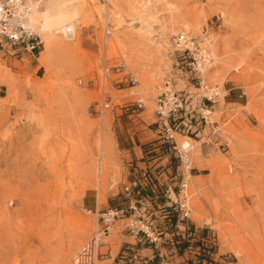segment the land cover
I'll return each mask as SVG.
<instances>
[{
  "label": "rangeland",
  "instance_id": "1",
  "mask_svg": "<svg viewBox=\"0 0 264 264\" xmlns=\"http://www.w3.org/2000/svg\"><path fill=\"white\" fill-rule=\"evenodd\" d=\"M28 3L42 51L47 14L72 20L75 37L58 36L75 45L53 50L46 65L0 51V264H73L97 225L86 209L118 205L133 162L132 119L117 105L130 99L128 89L113 90V106L93 111L104 64L126 54L150 122L158 84L170 77L177 88L191 85L175 65L173 36L204 26L214 58L205 74L231 91L216 105L218 135L210 127L192 139L177 135L192 144V222L210 240L215 264L264 263V0H109L107 61L103 0ZM122 227L118 220L101 252L116 254ZM200 245L193 240L192 264H203Z\"/></svg>",
  "mask_w": 264,
  "mask_h": 264
},
{
  "label": "built area",
  "instance_id": "2",
  "mask_svg": "<svg viewBox=\"0 0 264 264\" xmlns=\"http://www.w3.org/2000/svg\"><path fill=\"white\" fill-rule=\"evenodd\" d=\"M103 1L101 42L107 61L113 23L109 0ZM32 11L28 0H0V51L20 60L39 58L43 39L31 19ZM172 46L175 65L187 75L192 87L177 88L170 77L157 85L155 120L151 123L156 137L144 143L148 162L144 166L134 165V172L122 185L121 202L117 206L95 211L86 209L96 215L97 225L91 237L74 253L73 264H98L107 257H113L111 264H192L193 240L201 243L197 252L204 256L203 264H215L210 240L203 232L198 235L192 222L190 179L195 169L192 145H183L177 135L192 139L207 127L213 135H218L221 125L216 119V105L230 95L231 88L210 82L205 74L214 60L207 26L198 33L191 29L179 31L172 38ZM125 56L121 55L114 65L105 63L103 66L97 83L98 98L93 104L97 115L113 106V90L123 88L128 89L126 96L130 99L117 104L121 110L137 114L146 107L145 89L139 77L129 69ZM111 72L116 74L114 78L109 77ZM79 82L86 80L81 78ZM208 141L214 142L212 136ZM118 220L123 225L119 233L129 239L124 240L117 254L112 256L111 251L101 252L100 249L109 243ZM205 223L212 230L211 221Z\"/></svg>",
  "mask_w": 264,
  "mask_h": 264
},
{
  "label": "bare ground",
  "instance_id": "3",
  "mask_svg": "<svg viewBox=\"0 0 264 264\" xmlns=\"http://www.w3.org/2000/svg\"><path fill=\"white\" fill-rule=\"evenodd\" d=\"M69 19L64 15L55 17L49 16L48 14L45 15V21L41 23V29L46 31V34H44L45 49L39 57L43 64L46 65L49 62L50 54L53 50L60 49L66 53L73 50L75 44L72 45L70 42L58 36V32L63 31L65 37H70V39H72L71 37H75L76 27L72 20ZM116 40L120 42L119 37H116ZM181 143L185 146L192 145L190 140H183ZM193 179H197V176H193ZM198 211L201 213V208H198Z\"/></svg>",
  "mask_w": 264,
  "mask_h": 264
},
{
  "label": "crops",
  "instance_id": "4",
  "mask_svg": "<svg viewBox=\"0 0 264 264\" xmlns=\"http://www.w3.org/2000/svg\"><path fill=\"white\" fill-rule=\"evenodd\" d=\"M191 87L192 86L190 85L189 88H191ZM189 88L186 87L184 89H189ZM145 110H146V107L143 110H141L140 112H138L137 114H129L128 115L132 119V124H131V127L128 128V133H129L130 139L133 142V146L131 147L132 161L133 162L130 164V167L128 168L127 178H129L130 175L132 174V172H134V170H135L134 165L144 166L148 162L147 158L149 156L146 155L147 154L146 152H144V150H145L144 143L146 141H149V140L154 139L156 137L155 126L151 125V123L155 120L154 110H153V120H151L150 122H145L144 118L141 116V114L144 113ZM137 125H144L145 128L139 129V127ZM142 139H146V140L143 141ZM120 239L121 240H120L119 248L121 247V244L123 243V241L126 239H129V237L127 235H124V234L121 235L120 234ZM117 252H116V254H117ZM115 255L112 254V256H115ZM112 258L113 257H107L104 259H100L99 263L111 264ZM109 261H111V262H109Z\"/></svg>",
  "mask_w": 264,
  "mask_h": 264
},
{
  "label": "trees",
  "instance_id": "5",
  "mask_svg": "<svg viewBox=\"0 0 264 264\" xmlns=\"http://www.w3.org/2000/svg\"><path fill=\"white\" fill-rule=\"evenodd\" d=\"M198 258H199V262L202 263V261H203L202 259L204 258V256L200 255V256H198Z\"/></svg>",
  "mask_w": 264,
  "mask_h": 264
}]
</instances>
